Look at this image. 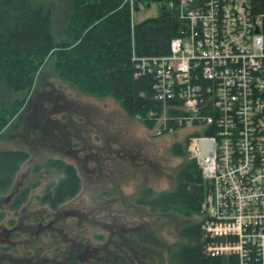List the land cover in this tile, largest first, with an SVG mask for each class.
<instances>
[{
  "label": "rangeland",
  "instance_id": "1",
  "mask_svg": "<svg viewBox=\"0 0 264 264\" xmlns=\"http://www.w3.org/2000/svg\"><path fill=\"white\" fill-rule=\"evenodd\" d=\"M47 1L55 5V34L64 36L69 0ZM132 3L135 21L157 15L164 5L162 0L149 2V6ZM52 69L51 62L45 64L37 83L12 94V100H18L21 106L14 120L0 132V149L22 148L30 152L12 190L0 195V212L6 213L0 222V261L19 263L24 250L35 243L29 234L38 230L41 235L49 230L52 219L47 215L51 211L39 203L37 196L48 184L57 183L62 174L45 169L35 172L34 167L49 158H63L77 167L83 187L75 200L57 214L52 213L58 221L69 216L65 223L74 231L70 238H79L76 245L80 261L95 258L114 264H170L173 247L186 241L179 235L181 225L197 218L172 212L152 213L136 200L145 188H152V195L174 188L179 168L191 158L198 160L203 176L209 179L195 146L197 137H206L204 128L209 122L175 119L171 127L164 122L169 114L163 107L154 117L155 123L148 127L144 121L152 117L129 116L113 98L80 92ZM140 69L144 71L142 66ZM156 94L158 98L160 93ZM175 143L185 146L188 156L173 154ZM35 182L39 185L31 192L29 201L18 212L11 210L15 196ZM203 209L207 220L204 203ZM60 226L67 235L64 224ZM15 232H20L21 238L10 239ZM67 246L64 236L60 242L43 240L39 244L45 254L41 264H61V253ZM124 250L132 251L136 260Z\"/></svg>",
  "mask_w": 264,
  "mask_h": 264
},
{
  "label": "trees",
  "instance_id": "2",
  "mask_svg": "<svg viewBox=\"0 0 264 264\" xmlns=\"http://www.w3.org/2000/svg\"><path fill=\"white\" fill-rule=\"evenodd\" d=\"M133 1L149 6V2L161 0H69L63 23L65 35L57 36L53 3L47 0H0V132L14 120L21 106L18 100H12V94L37 83V77L43 72L41 69L50 62L52 71L72 87L92 96L113 98L129 116H150L152 118L144 122L152 127L164 105L154 89L155 74L140 69L142 59L170 54L172 40L190 31V20L180 12L182 0H162L164 5L157 15L135 21ZM253 7L257 12L264 11V0H255ZM197 82L203 89L208 84L202 73ZM169 112L172 117L179 115L178 110ZM168 126L173 127L172 119H168ZM172 152L180 157L188 156V150L180 143L172 146ZM29 158L30 152L22 148L0 149V195L12 190ZM40 169L62 174L57 183L48 184L37 196L39 203L51 211L47 215L52 219L51 226L45 234L38 235V230L29 234L35 243L24 250L19 263L41 264L45 254L39 244L51 239L60 242L64 236L68 246L61 253V264H114L95 261V258L80 261L76 245L79 238L77 235L70 238L74 231L66 225L69 216L62 221L54 220L52 212L57 214L82 191L83 181L77 167L63 158H49L46 163L35 165V172ZM210 183L203 176L198 160L191 158L179 168L174 188L158 195H152V188H145L136 200L152 213L166 215L172 212L197 218L181 225L179 235L186 241L173 247L170 264H241L238 251L226 255L218 247L223 239L206 231L203 203ZM38 185L35 182L25 187L9 208L18 212ZM5 216L6 213L1 211L0 222ZM14 222L11 219V225L15 226ZM63 224L67 235L62 233L60 225ZM19 233L15 232L10 239L21 238ZM25 243L29 245L28 240ZM17 251L20 253L15 249ZM124 251L136 260L132 251ZM19 263L0 261V264Z\"/></svg>",
  "mask_w": 264,
  "mask_h": 264
},
{
  "label": "built area",
  "instance_id": "3",
  "mask_svg": "<svg viewBox=\"0 0 264 264\" xmlns=\"http://www.w3.org/2000/svg\"><path fill=\"white\" fill-rule=\"evenodd\" d=\"M253 2L182 0L190 31L172 40L170 54L141 65L157 78L169 114L164 122H209L204 133L215 151L203 160L212 184L205 228L223 239L218 247L226 255L238 251L241 264H264V11ZM201 73L205 89L197 82ZM172 109L179 115L172 117Z\"/></svg>",
  "mask_w": 264,
  "mask_h": 264
},
{
  "label": "water",
  "instance_id": "4",
  "mask_svg": "<svg viewBox=\"0 0 264 264\" xmlns=\"http://www.w3.org/2000/svg\"><path fill=\"white\" fill-rule=\"evenodd\" d=\"M200 159L205 160L209 154L215 151V141L211 138H202L198 142Z\"/></svg>",
  "mask_w": 264,
  "mask_h": 264
},
{
  "label": "bare ground",
  "instance_id": "5",
  "mask_svg": "<svg viewBox=\"0 0 264 264\" xmlns=\"http://www.w3.org/2000/svg\"><path fill=\"white\" fill-rule=\"evenodd\" d=\"M210 160H206V164H207V168H210L209 166H212V163L211 162H209ZM211 184V183H210ZM212 185V184H211Z\"/></svg>",
  "mask_w": 264,
  "mask_h": 264
},
{
  "label": "crops",
  "instance_id": "6",
  "mask_svg": "<svg viewBox=\"0 0 264 264\" xmlns=\"http://www.w3.org/2000/svg\"><path fill=\"white\" fill-rule=\"evenodd\" d=\"M146 17H147V16H146ZM146 17H145V18H146Z\"/></svg>",
  "mask_w": 264,
  "mask_h": 264
}]
</instances>
